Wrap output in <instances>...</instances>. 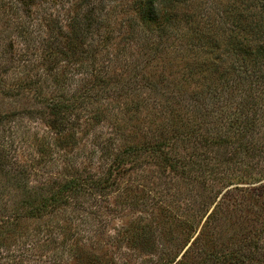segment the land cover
<instances>
[{
    "label": "trees",
    "instance_id": "1",
    "mask_svg": "<svg viewBox=\"0 0 264 264\" xmlns=\"http://www.w3.org/2000/svg\"><path fill=\"white\" fill-rule=\"evenodd\" d=\"M131 261L264 264V0H0V264Z\"/></svg>",
    "mask_w": 264,
    "mask_h": 264
},
{
    "label": "rangeland",
    "instance_id": "2",
    "mask_svg": "<svg viewBox=\"0 0 264 264\" xmlns=\"http://www.w3.org/2000/svg\"><path fill=\"white\" fill-rule=\"evenodd\" d=\"M182 92H186L184 89H182ZM182 100V99H181ZM123 213H126V215L121 219V218H115L110 224L109 227H112L113 224H119L121 222V220L125 221L128 218H130V216L133 215V213H131V211H124ZM129 220V219H128ZM130 264H134L133 261L130 262Z\"/></svg>",
    "mask_w": 264,
    "mask_h": 264
}]
</instances>
